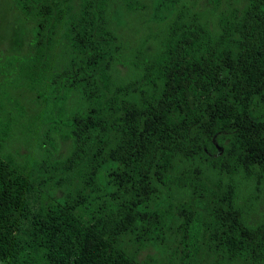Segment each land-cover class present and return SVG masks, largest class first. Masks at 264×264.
Masks as SVG:
<instances>
[{
  "label": "trees",
  "instance_id": "trees-1",
  "mask_svg": "<svg viewBox=\"0 0 264 264\" xmlns=\"http://www.w3.org/2000/svg\"><path fill=\"white\" fill-rule=\"evenodd\" d=\"M256 192L264 0H0V264H264Z\"/></svg>",
  "mask_w": 264,
  "mask_h": 264
},
{
  "label": "rangeland",
  "instance_id": "rangeland-1",
  "mask_svg": "<svg viewBox=\"0 0 264 264\" xmlns=\"http://www.w3.org/2000/svg\"><path fill=\"white\" fill-rule=\"evenodd\" d=\"M222 3H224V0H220V5ZM213 4H214V2H213ZM207 6L209 8H211L210 7L211 5H207ZM214 12H216V11H214ZM126 31H129L128 33L135 32L134 30L130 29L129 27H126ZM128 33H126V34H128ZM133 34H136V33H133ZM243 195L245 196V192L243 193ZM250 196H251V199H252L255 207H259L260 209H264V192H262L260 195L257 192H256V195L253 193L252 194L250 193ZM246 198L247 199L249 198V193H248ZM169 246L172 249L174 248V244L172 245L169 243ZM152 254H153L155 264H173V263L177 262V259H178L177 257L179 255V252H178V250H176L175 252H172L169 248H166L165 251L162 253L153 252ZM140 257H141V259L142 258L146 259L145 251L142 252Z\"/></svg>",
  "mask_w": 264,
  "mask_h": 264
}]
</instances>
